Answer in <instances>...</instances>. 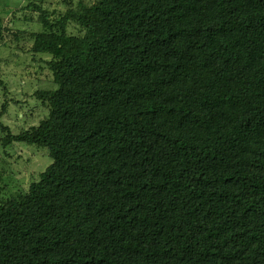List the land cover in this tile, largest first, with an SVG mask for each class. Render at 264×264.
Returning <instances> with one entry per match:
<instances>
[{
  "label": "trees",
  "instance_id": "obj_1",
  "mask_svg": "<svg viewBox=\"0 0 264 264\" xmlns=\"http://www.w3.org/2000/svg\"><path fill=\"white\" fill-rule=\"evenodd\" d=\"M10 12L0 50L49 58L47 115L13 134L6 101L0 141L53 162L0 201V264H264V0Z\"/></svg>",
  "mask_w": 264,
  "mask_h": 264
},
{
  "label": "rangeland",
  "instance_id": "obj_2",
  "mask_svg": "<svg viewBox=\"0 0 264 264\" xmlns=\"http://www.w3.org/2000/svg\"><path fill=\"white\" fill-rule=\"evenodd\" d=\"M58 0H45V3H56ZM29 0H0L2 16H8L14 9L27 7ZM21 16V14H20ZM9 18V22L11 21ZM9 22L5 25L9 27ZM31 27V26H30ZM70 34H80L76 26L69 29ZM8 35V40H11ZM14 46L0 50V79L8 85L7 94L0 91V109L7 101L9 107L7 114L2 117L1 123L10 127L13 134L26 130L29 126L38 124L47 115L46 106L34 98L36 81L45 77L47 66L44 61L47 56L31 57L29 54H15ZM14 55V59L8 61ZM33 59V60H32ZM44 69L40 70L38 69ZM1 112V111H0ZM1 114V113H0ZM0 132V140L2 138ZM53 160L49 157L47 149L26 147L16 144L5 149L0 141V201L11 196H21L28 193L30 186L39 180V175L51 165Z\"/></svg>",
  "mask_w": 264,
  "mask_h": 264
},
{
  "label": "bare ground",
  "instance_id": "obj_3",
  "mask_svg": "<svg viewBox=\"0 0 264 264\" xmlns=\"http://www.w3.org/2000/svg\"><path fill=\"white\" fill-rule=\"evenodd\" d=\"M5 21V20H4ZM13 23V22H12ZM17 25V24H16ZM35 25V24H34ZM11 30V29H10ZM32 32V31H31Z\"/></svg>",
  "mask_w": 264,
  "mask_h": 264
}]
</instances>
